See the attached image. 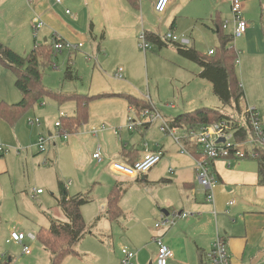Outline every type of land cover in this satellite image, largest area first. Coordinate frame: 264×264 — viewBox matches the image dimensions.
<instances>
[{
    "label": "crops",
    "instance_id": "crops-1",
    "mask_svg": "<svg viewBox=\"0 0 264 264\" xmlns=\"http://www.w3.org/2000/svg\"><path fill=\"white\" fill-rule=\"evenodd\" d=\"M240 1L242 19L264 10V0ZM221 10L230 14L229 4L224 0H170L161 14L155 12L154 0H60L59 3L54 0H0V42L5 46L15 50L14 47L21 43H52L53 37L58 35L64 41L82 44L80 49L88 62L94 60L100 69L109 65L115 69L113 79L93 67L87 91L64 92L100 96L89 103L87 121L75 131H62V127L55 126L61 117L74 116L73 101L58 103L48 99L45 107L37 103L13 125L0 118V147L3 149L0 151V240L8 243L10 229L22 232L7 226L8 217H11L9 202L17 193L28 196L33 191L32 197L42 196L44 192L36 193L40 189L30 190L37 180L49 188L52 196L58 194L54 199L59 210L62 192L68 197H87L88 202L81 207L84 214L88 206L95 203V220L86 225V235L91 234L100 220L108 221L107 197L117 185L122 189L121 217L136 227L135 238L127 241L129 249L135 252L132 264H155L154 239L158 236L173 253L167 264H208L206 255L217 235L224 238L231 264H264V184L259 183L257 160L213 162L211 173L217 183L209 191L197 180L196 145L185 140L178 144L160 131L159 121L149 123L144 118L142 127L127 128L128 119L134 122L143 119L142 111L130 106L127 96L136 98L140 105L149 103V108L152 105L156 109L163 103L158 88L156 94L151 93L150 87L147 94L144 93L142 62L145 58L152 59L153 55L147 54L151 48L145 52L139 49V33L144 31L146 37L156 36L159 42L154 44L165 46L161 42L162 35L182 31L181 24L187 20L198 23L205 12L210 20L216 12V21H211L214 27L222 24L219 15L225 13ZM35 19H39L42 26L34 35ZM247 33L246 30L243 36ZM176 50L178 52V47ZM77 51L79 49L68 51L69 61L71 53ZM119 68L122 69L121 78L116 76ZM75 71L77 79L86 75L80 68ZM6 79L12 83L10 76ZM93 79H96L94 84ZM147 79L149 81L148 75ZM208 83L212 89V84ZM20 99L18 93L8 98L3 90L0 91V102L16 104ZM202 101L203 98L197 100L196 105H202ZM184 104L178 99L177 104L165 105L170 109L166 114L159 113L169 124L181 113L206 107L198 106L180 113L186 109ZM246 107L241 101V110ZM31 119H38L39 124H30ZM177 132L181 135L183 129L178 128ZM61 133H67L68 138L61 137ZM39 136L47 138L44 151L37 147ZM98 147L101 162L92 158ZM158 150L163 151V159L139 179L122 178L110 170L112 162L131 164L146 153ZM25 181L28 186L21 183ZM209 192L213 194V202L206 200ZM175 213L188 216L177 218L176 224L167 229H156L153 224L152 228L158 231L145 233L147 223ZM63 217L60 210L53 220L65 221ZM150 245H153L152 253L147 251ZM31 253L30 248L27 255ZM119 255L121 258L120 251Z\"/></svg>",
    "mask_w": 264,
    "mask_h": 264
},
{
    "label": "rangeland",
    "instance_id": "rangeland-1",
    "mask_svg": "<svg viewBox=\"0 0 264 264\" xmlns=\"http://www.w3.org/2000/svg\"><path fill=\"white\" fill-rule=\"evenodd\" d=\"M220 12L225 13L219 15L220 22L226 25L224 29L222 28V32L230 36L233 34L235 27L231 11L230 14H226L224 10ZM202 16L205 17L199 20L198 23L187 20L181 24L182 31H174L175 33L173 34L180 40H187V47H192L202 56L209 57V50L217 51L219 47L217 34L220 29L216 25L214 27V24L211 22L212 19L216 21L215 11L212 13L211 20L206 12ZM243 19L248 24V35L232 38L228 47L234 48L237 55L238 63L234 64L235 73L244 93L243 101L247 109H254L257 113L264 130V10L262 12L260 10L255 11V15ZM160 38L165 46L159 47L157 44L150 43L151 49L147 51V54L153 55V58H145L142 62L144 93L147 94L150 87L151 93L156 94L158 88L159 97L161 98V102H163L159 103V106H156L158 112L166 114L165 111L170 110L169 107L165 106L166 104H177V100L182 99L185 103L183 108L186 109H183L180 113L192 110L198 106H206L219 109L220 112L230 116L234 120L243 119V116H240L241 113L239 114L234 107L222 106L219 99L214 96L208 80L201 77L197 78L200 67L181 56L176 50L178 45L165 39L163 35ZM42 44L44 43H40L39 45ZM47 44L52 45V43ZM33 47V43H30V45L29 43H21L17 47H14L15 50L10 48L19 55H25ZM71 54V61H69V52L63 50L62 53L53 54L46 66L41 65L42 85L45 89L63 93L85 92L91 82L90 73L93 67L99 71L101 70L103 75L114 79L115 69H113L112 65H109L106 69L102 67L100 69L99 66H96L94 60L91 62L87 61V57L83 55L82 49ZM67 67L72 72L73 78L71 80L64 76ZM77 68H80L81 73H85L87 76L85 75L83 78L80 76L81 79H77L75 71ZM1 71L3 73L0 77V91L3 90L8 98L17 93L21 95L14 86V74L12 71L0 65ZM147 75L149 76V81ZM8 76L12 78V83H9L8 79H6ZM95 82L96 79H93L92 83L94 84ZM202 98V105H196L197 100H202ZM47 100L44 98L37 103L40 107H45ZM37 181L35 182L36 185L30 187V190L35 189L36 191L40 189L44 192L42 196L32 197L31 193L33 191L29 192L28 196L17 193L14 195V200L9 202V209L11 211L8 212L11 217H8L7 226H13L12 228L22 230V233L27 236L24 244L32 249V253L27 255L22 252L21 245L10 242L6 243L4 239L0 240V258L6 261L11 260V264H51L50 253L48 251V253L45 252L46 250H44L37 239L31 240L29 234L36 236L41 229L49 227L50 220L56 218L57 212L60 210L56 205L57 202L54 197H58V194L56 193L55 196H52L49 188L40 180ZM21 183L24 186H28L26 181L25 183ZM93 196H96L95 191ZM94 210L95 203H92L88 206L86 214L82 212L86 225L94 223ZM160 218L155 223L160 221ZM126 219L123 216L119 217L116 221L100 220L97 222L96 228L91 231V234L86 235L82 241L74 246L76 255H67L63 259L62 264H118L121 248L132 251L129 249L127 241L129 238L134 237V231L136 230L135 225L128 223V219ZM155 223L154 221L147 223L144 228L145 233L158 231L152 228ZM9 231L7 233H10ZM159 239L162 241L161 236H159ZM154 244L156 248L154 252L158 253V245L155 241ZM163 245L165 244L163 243ZM147 251L152 253L153 245H150Z\"/></svg>",
    "mask_w": 264,
    "mask_h": 264
},
{
    "label": "trees",
    "instance_id": "trees-1",
    "mask_svg": "<svg viewBox=\"0 0 264 264\" xmlns=\"http://www.w3.org/2000/svg\"><path fill=\"white\" fill-rule=\"evenodd\" d=\"M219 47L213 51V55L206 57L199 54L194 48L177 46L181 56L196 63L200 67L199 77L208 80L212 84V92L219 99L222 106H232L241 113L240 102L244 100V93L235 73V62L237 55L234 48H229L232 35H226L222 31V24L218 25ZM147 40L158 43L159 38L147 35ZM56 52L52 45L44 43L34 45L33 49L25 54L19 55L0 42V65L10 69L14 74V86L21 94V99L16 104L0 102V118L8 124L13 125L23 114L31 109L38 101L46 98L58 103L73 101L75 103V114L72 117H61L62 131H75L84 124L88 118V105L100 96H87L77 93H63L45 89L42 85L41 65L46 66ZM65 78H73L71 69L67 67ZM67 79V80H68ZM130 106L136 107L142 112L149 108V103L140 105L137 99L127 96ZM233 120L230 116L223 114L219 109L200 107L193 111L181 113L169 121L171 128H192L210 125L219 120ZM234 137L237 141H243L250 134L249 125L246 122L240 129L233 124ZM258 174L260 184H264V150L259 151ZM198 157V155H196ZM122 189L115 186L107 197L106 216L109 221H116L122 215L119 201ZM88 202L87 197L75 195L68 197L61 194L58 206L65 217V221L52 220L47 229H41L35 236L43 248L50 253L51 264H62L67 255H76L74 246L86 235L87 226L82 216L81 207ZM11 260L0 258V264H11Z\"/></svg>",
    "mask_w": 264,
    "mask_h": 264
},
{
    "label": "built area",
    "instance_id": "built-area-1",
    "mask_svg": "<svg viewBox=\"0 0 264 264\" xmlns=\"http://www.w3.org/2000/svg\"><path fill=\"white\" fill-rule=\"evenodd\" d=\"M59 3L60 0H54ZM229 4L231 14L233 16V23L235 25L232 37L238 38L244 35L248 28V24L241 17L242 2L240 0H224ZM170 0H154V10L157 14H161L165 11ZM68 13V12H67ZM42 26V22L39 19L34 20L33 33L36 34L38 28ZM226 27L222 23V28ZM165 39H168L172 43L179 46H186L188 44L187 40H180L173 33L168 32L165 35ZM138 47L142 51H147L150 49V42L146 38L144 31H141L138 35ZM82 47V44H74L64 41L58 35L53 37L52 48L58 53L62 50L76 51ZM209 56L213 55V50L208 53ZM237 60L235 64H237ZM118 78L122 77V69L119 68L117 71ZM243 119L237 120H219L210 125L192 127L183 129L181 135L178 134L176 128H171L169 124L164 121L160 113L151 105V108L144 110L141 113L143 119L138 122L128 119L127 128L133 130L136 125L139 127L143 126V120L149 123L154 121H159L161 123L160 131L162 133L170 135L178 144L181 140H185L187 143L194 144L198 148V157L194 158V169L196 172L197 180L204 188L211 191V189L216 185L217 181L213 174L211 173V164L217 160H241V159H253L257 160L259 157V151L264 150V130L260 124L257 113L254 109L244 108L241 111ZM30 124L38 125V119H31ZM248 123L250 134L247 139L243 141H237L234 137L233 124L237 125V129ZM57 128H61L60 121L55 123ZM61 137L64 139L68 138L67 133H61ZM47 138L45 136H39L37 139V147L40 151L45 150V143ZM0 151H3L0 147ZM164 153L162 150L155 152L146 153L141 159L131 163H121L112 162L110 164V170L117 176L128 179H139L143 175L147 174L154 166H156L163 159ZM92 158L97 162L102 161L101 150L98 147ZM41 190H37L36 193H41ZM206 200L208 202H213L214 197L212 192L207 194ZM233 201L229 202L232 205ZM187 213H175L171 216L162 215L160 221L155 223L156 229H167L176 224L177 218H186ZM31 240L35 239L33 234H29ZM26 234L11 230L7 242H12L22 246V251L25 254L30 252V247L24 245L26 240ZM158 245V253L155 258V264H167V261L173 257V253L167 246L163 245L159 236L154 239ZM121 258L119 264H132L134 258V253L126 248L120 249ZM208 264H231L230 256L225 246V241L222 236L217 235L214 242L212 243L211 250L206 255Z\"/></svg>",
    "mask_w": 264,
    "mask_h": 264
}]
</instances>
